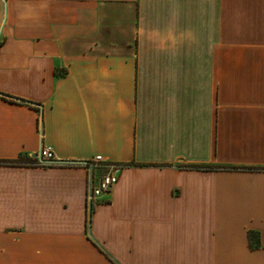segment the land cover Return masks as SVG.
Masks as SVG:
<instances>
[{
    "label": "crops",
    "instance_id": "0c3cea01",
    "mask_svg": "<svg viewBox=\"0 0 264 264\" xmlns=\"http://www.w3.org/2000/svg\"><path fill=\"white\" fill-rule=\"evenodd\" d=\"M43 147L0 163V264H264V0H0V159Z\"/></svg>",
    "mask_w": 264,
    "mask_h": 264
},
{
    "label": "built area",
    "instance_id": "2783aa9c",
    "mask_svg": "<svg viewBox=\"0 0 264 264\" xmlns=\"http://www.w3.org/2000/svg\"><path fill=\"white\" fill-rule=\"evenodd\" d=\"M36 157L40 165L55 164L59 161V158L51 147H43ZM69 163L82 165L89 169V202H93V200L111 192L114 185L119 180L117 171L122 168V165L107 159L102 154H96L92 158L86 160L69 161ZM96 169H101L103 173L95 175L94 171Z\"/></svg>",
    "mask_w": 264,
    "mask_h": 264
},
{
    "label": "trees",
    "instance_id": "16d2710c",
    "mask_svg": "<svg viewBox=\"0 0 264 264\" xmlns=\"http://www.w3.org/2000/svg\"><path fill=\"white\" fill-rule=\"evenodd\" d=\"M0 163H18V164H26V165H40L38 164V159L36 156H27L21 157L19 159L11 160V159H0ZM195 167H207V168H220L226 166H216V165H190ZM232 168H237L235 166H230Z\"/></svg>",
    "mask_w": 264,
    "mask_h": 264
},
{
    "label": "water",
    "instance_id": "95a60500",
    "mask_svg": "<svg viewBox=\"0 0 264 264\" xmlns=\"http://www.w3.org/2000/svg\"><path fill=\"white\" fill-rule=\"evenodd\" d=\"M91 211H92V202H90V214H91Z\"/></svg>",
    "mask_w": 264,
    "mask_h": 264
},
{
    "label": "rangeland",
    "instance_id": "374dc122",
    "mask_svg": "<svg viewBox=\"0 0 264 264\" xmlns=\"http://www.w3.org/2000/svg\"><path fill=\"white\" fill-rule=\"evenodd\" d=\"M100 173H103V171H101Z\"/></svg>",
    "mask_w": 264,
    "mask_h": 264
}]
</instances>
